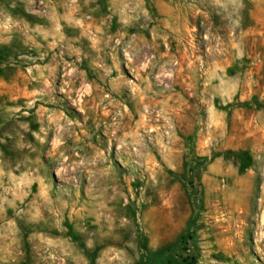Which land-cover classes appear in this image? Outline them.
I'll use <instances>...</instances> for the list:
<instances>
[{
  "label": "clouds",
  "instance_id": "1",
  "mask_svg": "<svg viewBox=\"0 0 264 264\" xmlns=\"http://www.w3.org/2000/svg\"><path fill=\"white\" fill-rule=\"evenodd\" d=\"M0 264H264V0H0Z\"/></svg>",
  "mask_w": 264,
  "mask_h": 264
}]
</instances>
